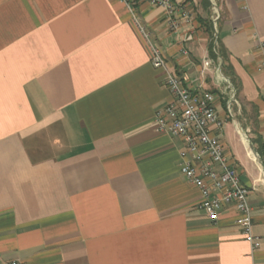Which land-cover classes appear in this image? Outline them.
<instances>
[{
  "label": "crops",
  "instance_id": "crops-1",
  "mask_svg": "<svg viewBox=\"0 0 264 264\" xmlns=\"http://www.w3.org/2000/svg\"><path fill=\"white\" fill-rule=\"evenodd\" d=\"M175 1L178 29L147 2L0 0V264H264V161L241 109L255 106L264 140V0ZM140 27L188 88L217 96L258 248L235 210L210 220L181 174L184 142L155 121L172 95ZM218 41L239 85L236 115ZM231 122L244 157L227 144Z\"/></svg>",
  "mask_w": 264,
  "mask_h": 264
},
{
  "label": "built area",
  "instance_id": "built-area-1",
  "mask_svg": "<svg viewBox=\"0 0 264 264\" xmlns=\"http://www.w3.org/2000/svg\"><path fill=\"white\" fill-rule=\"evenodd\" d=\"M129 8L137 2H147L164 8L170 17V26L178 29L180 22L172 14L176 10L175 0H120ZM182 17L190 21V14L183 11ZM219 18L215 10L213 27ZM141 31L150 50L154 67L165 71L164 84L168 87L172 99L159 107L155 112V121L160 129L174 136L181 137L184 149L181 151L180 172L188 182L197 186L202 194L199 207L212 221H217L226 210H235V223L244 232L251 248H258L261 238L253 233L252 206L249 201L251 187L247 185L237 170L231 166L229 154L223 143L220 132L225 120L217 111V96L210 90H191L185 84L186 77L171 71L162 49L154 44L149 33L143 27ZM212 64L210 59L204 62L205 67ZM230 83V82H229ZM228 100V113L236 102L233 85ZM10 264H23L18 260Z\"/></svg>",
  "mask_w": 264,
  "mask_h": 264
},
{
  "label": "trees",
  "instance_id": "trees-1",
  "mask_svg": "<svg viewBox=\"0 0 264 264\" xmlns=\"http://www.w3.org/2000/svg\"><path fill=\"white\" fill-rule=\"evenodd\" d=\"M205 26H207L206 28L208 31L212 30V23L207 22V24ZM211 48H212L211 49L212 55L216 58L221 59L222 71L225 74V76L229 77V79L233 83V86L235 87V90H236V97L238 98L239 91H240L239 85H238V83H236V76L234 75V73L231 70V65L228 62V59H229L228 54H227V51H226L224 45L218 41L215 48L213 49V46H211ZM225 104H226V101H225ZM253 108H255V106H253ZM241 109L243 110V112H246V113L248 111L245 106H242ZM248 113H250V112H248ZM237 117L240 121V119H241L240 116H237ZM247 119H248L247 121H249V122H243V123H242V119H241V123L245 129L247 127L246 124L250 125L251 120L253 121L252 115H248ZM254 121H255L254 125H256L255 118H254ZM250 127L252 128L253 126L250 125ZM254 128H255V126L253 127L252 130L249 131V135L251 137L252 142L256 146V149H257L259 155L261 156V158L264 161V140H263L262 136Z\"/></svg>",
  "mask_w": 264,
  "mask_h": 264
},
{
  "label": "rangeland",
  "instance_id": "rangeland-1",
  "mask_svg": "<svg viewBox=\"0 0 264 264\" xmlns=\"http://www.w3.org/2000/svg\"><path fill=\"white\" fill-rule=\"evenodd\" d=\"M227 80V83L229 84V82H230V80L227 78L226 79ZM230 89H228L227 90V92H226V94L228 95V99L231 97V94H232V92L231 91H229ZM241 104V102L239 103V105ZM241 106H245L246 107V109L247 110H249V111H247V112H250L249 113V115H252V117H253V121L251 120V126H255L254 125V123H255V121H254V118H255V111L253 110V108H252V106L250 105V104H247V103H242L241 104ZM238 105H237V103L236 102H233V104L231 105V109H232V112L236 115V114H238L237 113V109H238ZM244 115V113H242V115L241 116H243ZM249 122V121H248ZM253 127H252V129H253ZM244 129V128H243ZM251 129V130H252ZM233 130H234V125H233V123L231 122L230 124H228V125H226V141H227V144L231 147V149L235 152V153H239L240 155H242V157H244V154H245V152H244V149H243V147H242V145L241 144H239V142L237 141V138H236V134L233 132ZM244 133V132H243ZM249 134V132L248 131H246L245 130V133L244 134ZM235 134V135H234ZM226 147V150H227V146H225ZM230 151V150H229Z\"/></svg>",
  "mask_w": 264,
  "mask_h": 264
},
{
  "label": "water",
  "instance_id": "water-1",
  "mask_svg": "<svg viewBox=\"0 0 264 264\" xmlns=\"http://www.w3.org/2000/svg\"><path fill=\"white\" fill-rule=\"evenodd\" d=\"M244 135H245V138H246L247 140H249L248 136H247L246 134H244ZM250 146H251V149H252L253 153L256 155L257 158H259V155H258V153H257V150H256L254 144H253L251 141H250Z\"/></svg>",
  "mask_w": 264,
  "mask_h": 264
},
{
  "label": "bare ground",
  "instance_id": "bare-ground-1",
  "mask_svg": "<svg viewBox=\"0 0 264 264\" xmlns=\"http://www.w3.org/2000/svg\"><path fill=\"white\" fill-rule=\"evenodd\" d=\"M246 141V140H245Z\"/></svg>",
  "mask_w": 264,
  "mask_h": 264
}]
</instances>
